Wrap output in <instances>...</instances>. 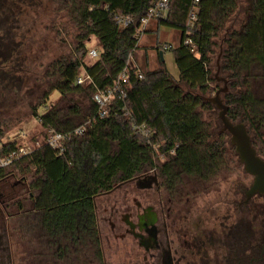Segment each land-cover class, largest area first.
<instances>
[{
  "label": "trees",
  "instance_id": "16d2710c",
  "mask_svg": "<svg viewBox=\"0 0 264 264\" xmlns=\"http://www.w3.org/2000/svg\"><path fill=\"white\" fill-rule=\"evenodd\" d=\"M68 1L80 32L71 56L53 62L55 80L32 107V116L46 136L53 129L66 139L61 148L44 143L0 167V180L33 175L29 185L32 207L26 210L19 200L15 204L19 214L34 210L38 224L54 237L92 236L97 220L95 198L117 184L153 169L170 188L179 186L186 176L205 182L218 176L231 162L230 151L235 153L230 135L221 131L215 104L205 99L220 88L215 71L221 51L220 68L228 80L222 97L229 106L228 116L246 123L261 156L264 0H169L168 15L153 19L155 29L151 21L146 30L157 35L164 31L170 37L157 38L152 46L156 50L152 68L136 63L139 26L124 27L117 16L141 17L154 0ZM193 9L196 19L190 21ZM92 38L98 41L99 57L88 63ZM165 43L172 47L164 49ZM168 52L173 54L177 76L166 66ZM126 68L127 96L114 98L107 115L101 117L93 94L113 87ZM83 74L91 81L78 83ZM53 92L62 97L88 94L92 101L87 114L82 115L77 104L67 113L49 105ZM84 122L85 133L80 136L76 130ZM20 135L5 141L6 131L0 127V153L7 155L25 145V133Z\"/></svg>",
  "mask_w": 264,
  "mask_h": 264
},
{
  "label": "flooded vegetation",
  "instance_id": "af4514ba",
  "mask_svg": "<svg viewBox=\"0 0 264 264\" xmlns=\"http://www.w3.org/2000/svg\"><path fill=\"white\" fill-rule=\"evenodd\" d=\"M7 2L13 4L16 0H0V35ZM1 40L0 36V83ZM154 179L152 187H142ZM186 180V185L170 188L153 169L117 184L105 194L135 182L140 191L154 190V196L145 195L144 201L140 196L133 197V203L126 205L122 213L112 203L106 235L101 228L97 197L92 236L54 237L35 219L36 223L29 224L32 236L27 239L21 261L16 254L19 243L24 244L17 240L21 224L12 226L9 222L19 212L15 213V205L0 194V264H264V194L248 197L253 177L249 187L239 188V198L216 203L209 201L206 189L200 186L205 181L192 182L188 176ZM30 213L36 216L34 210ZM106 245L112 253H107Z\"/></svg>",
  "mask_w": 264,
  "mask_h": 264
},
{
  "label": "rangeland",
  "instance_id": "374dc122",
  "mask_svg": "<svg viewBox=\"0 0 264 264\" xmlns=\"http://www.w3.org/2000/svg\"><path fill=\"white\" fill-rule=\"evenodd\" d=\"M73 17L74 8L68 0H16V3L5 4L3 17H1L3 22L0 35L3 43L1 46L0 127L6 131L5 141L10 138H20L22 136L20 134L24 132L26 136L24 141H28L26 144L38 142V146L45 143L47 136L38 120L32 116V107L42 100L43 95L55 80V76L51 75L53 62L68 59L71 56L76 37L80 32ZM153 22L154 20H152V29H155ZM151 36V39L150 37L142 39L140 45L150 47L155 44L157 38L163 41L170 38L164 31L159 35L152 32ZM89 47L99 48L97 39L92 38ZM146 53L137 52L136 63L152 68L155 65L156 53H152L155 59L151 55V59H148ZM165 59L169 72L177 76L173 54L166 53ZM86 61L89 63L94 59L86 57ZM219 75L223 76L221 68ZM218 86L222 87L223 83L219 82ZM212 96H215V93ZM91 101V96L86 93L62 97L57 92H53L48 104L61 109L64 113H67L72 105L77 104L84 115L87 114ZM223 101L225 102L224 99ZM40 111L44 112L45 108ZM216 114L218 116L219 109L216 110ZM205 117H208V113ZM83 125L86 126L87 122ZM258 148L261 151V157L264 158V147L259 145ZM230 154L231 162L228 166L215 178L200 184L206 189V196L210 202L216 203L223 201L224 198L229 202L239 198V188L241 186L247 188L252 182V177L245 173L238 156L231 151ZM189 178L192 182L194 179L199 180L196 177ZM32 179V173L27 174L25 179H22V176H7L1 179L0 194L6 196L3 200H7L12 205L23 200L24 208L29 210L32 207L29 191ZM184 181H187L186 177L182 181L186 185ZM148 194L153 197L154 190L140 191L135 182H131L109 195L105 193L99 195L96 202L103 233L106 235L108 232L109 209L112 203H115L119 213H122L126 205L133 203V197L140 196L144 201L145 195ZM13 211L17 212L16 206L13 207ZM36 217L35 213H21L9 220L12 226L21 224V230L17 231V240L24 241V244L22 246L19 243L20 246L16 248L18 260H22L26 254L27 239L32 236V231L28 230L29 224L36 223ZM104 239L107 240L106 237ZM106 249L108 254L112 253L107 245Z\"/></svg>",
  "mask_w": 264,
  "mask_h": 264
},
{
  "label": "built area",
  "instance_id": "2783aa9c",
  "mask_svg": "<svg viewBox=\"0 0 264 264\" xmlns=\"http://www.w3.org/2000/svg\"><path fill=\"white\" fill-rule=\"evenodd\" d=\"M194 3L199 2L200 0H193ZM169 12V0H154L149 9L141 16L137 17L134 15L127 16H117V21L120 25L124 27L128 26H139V41L145 34L146 30L151 24V21L155 18L166 17ZM196 19V12L193 9L190 13L189 20L194 21ZM186 43H191V40H187ZM172 46L169 43H165L163 45L164 49H170ZM88 56L90 59H97L99 57V48L90 47L88 51ZM142 78V74L139 75ZM87 81H91L90 76H86L85 74L80 75L78 78V83H84ZM129 83L128 78V69H124V71L119 75L117 80L114 83V86L108 88L106 90H99L93 94L92 99L99 106V115L104 117L108 113V109L112 100L116 97L125 98L127 96L125 87ZM85 125H82L77 128L76 132L83 136L85 133ZM66 139V135L63 133L55 132V130H49V135L45 138V144H48L54 148H61L63 140ZM38 143V142H37ZM37 143L31 142L29 144L22 145L17 150L10 152L7 155H2L0 153V167H6L16 161L17 159L32 153L37 146Z\"/></svg>",
  "mask_w": 264,
  "mask_h": 264
},
{
  "label": "water",
  "instance_id": "95a60500",
  "mask_svg": "<svg viewBox=\"0 0 264 264\" xmlns=\"http://www.w3.org/2000/svg\"><path fill=\"white\" fill-rule=\"evenodd\" d=\"M222 51L219 53L216 61V77L219 82L223 83L216 92L215 96L205 97L215 104L219 109L218 118L222 123V131L230 135V143L235 148L240 163L244 166L246 173L253 177V183L247 190L248 197L254 194H264V158L258 154L257 149L253 146L252 139L246 123L234 122L228 116L229 106L223 101L221 94L228 90V80L220 76V59ZM154 180H149L142 187L150 188Z\"/></svg>",
  "mask_w": 264,
  "mask_h": 264
},
{
  "label": "crops",
  "instance_id": "0c3cea01",
  "mask_svg": "<svg viewBox=\"0 0 264 264\" xmlns=\"http://www.w3.org/2000/svg\"><path fill=\"white\" fill-rule=\"evenodd\" d=\"M150 30V29H149ZM151 32H149V33H145L144 35H143V37L140 39V41L142 40V39H146L147 37H150V39H151ZM157 34V33H156ZM176 35V33L174 32V31H172L171 32V36L173 37V36H175ZM140 41H139V43H140ZM139 50H138V52L140 51V52H144V53H146L147 52V55L149 56V58L151 59V56H152V58L153 57H155V56H153V54L152 53H155L156 52V50L155 49H153L152 48V46L153 45H151L150 47L149 46H147V45H145V46H141L140 44H139ZM147 46V47H146ZM151 55V56H150ZM155 55V54H154ZM153 59H155V58H153Z\"/></svg>",
  "mask_w": 264,
  "mask_h": 264
}]
</instances>
